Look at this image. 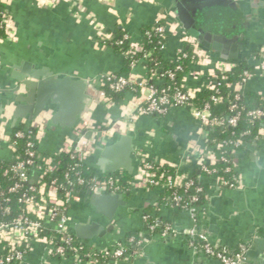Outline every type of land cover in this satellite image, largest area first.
Instances as JSON below:
<instances>
[{
	"label": "crops",
	"instance_id": "1",
	"mask_svg": "<svg viewBox=\"0 0 264 264\" xmlns=\"http://www.w3.org/2000/svg\"><path fill=\"white\" fill-rule=\"evenodd\" d=\"M253 1L256 7L252 6V1H237L249 23L244 53L249 51L248 46L251 51L256 50L258 45L264 48V0ZM4 2L13 17L17 35L15 40L0 45V131L11 134L20 125L32 122L29 116L15 118L21 102L11 100L15 95L26 92L23 85L16 90L18 82L13 73L18 70L17 66L24 67L30 63L32 70L48 68L53 73L74 75L91 84L87 88L90 99L80 120L92 119L101 130L112 134L107 144L98 142L97 149L86 163L100 174L104 173L98 163L100 148L115 142L121 135L130 134L134 137L133 172L138 165L137 150H144L156 159L181 163L191 148L204 146L200 123L188 109L176 107L165 116L142 115L131 121L125 111L136 110L138 100H134V93L128 92L119 103L108 105L104 101L106 94L100 89V77L106 73L119 72L124 59L122 53L100 42L101 34L111 35L117 29H122L132 40L141 41L143 27L153 25L165 16L169 32L164 56L170 61L176 59L179 49L183 47V27L160 1L56 0L48 7L37 0ZM244 53L240 51L242 61L246 60L252 66L259 62L261 52L249 57H245ZM209 54L213 61L222 59L216 53ZM211 67L191 63L184 75L185 85L194 89L204 88ZM132 76L137 80L145 78L147 68L142 64L137 65L133 68ZM152 79L161 82L158 77ZM244 91L264 95V72L257 73L244 87ZM73 129L49 122L46 134L40 140L39 150L45 155H54L65 137L74 135ZM12 154L9 145L0 139V159H10ZM234 162L240 176V187L228 189L221 186L217 193L216 185L207 184L208 201L201 229L217 247H225L229 251H235L241 242L250 243L247 264H264V140L255 141L237 151ZM157 188L134 189L124 195L127 204L118 208L111 221L98 213L89 200L80 196L70 209L72 231L75 234L76 223L91 218L101 219L104 227L113 224L112 232L88 240L105 245L128 232L146 231L143 215L158 201ZM157 214L173 226L184 228L190 225L188 215L176 206L157 210ZM189 248L185 237L183 240L171 238L166 242L165 238L154 235L149 236L142 257L101 263L190 264L192 254ZM199 255L197 252L195 257ZM45 261L48 264H74L71 258L49 257L45 245L35 243L27 264H43ZM211 264L219 263L214 261Z\"/></svg>",
	"mask_w": 264,
	"mask_h": 264
},
{
	"label": "built area",
	"instance_id": "2",
	"mask_svg": "<svg viewBox=\"0 0 264 264\" xmlns=\"http://www.w3.org/2000/svg\"><path fill=\"white\" fill-rule=\"evenodd\" d=\"M37 1L43 6L48 7L56 0ZM162 20H166L165 16L160 17L154 24H156L155 31L164 40L160 47V50L164 52L167 47L169 29L166 21L163 24L160 23ZM1 29L4 31V36L0 35V45L5 41L16 39L17 30L9 11L8 13L0 12ZM181 41L183 44L187 43L192 47L193 58L196 59L198 64L212 66L207 73L208 81L202 89H194L186 86L184 82L185 76H183L182 85L180 86L173 88L169 86L160 87L149 82V78L158 77L157 72H152L149 76L148 70L147 76L140 80H137L134 76L117 77L113 72L106 73L100 77V85H104V77H108V80H111L110 87L115 91H123L130 85L139 88L140 94L137 96L134 95V100H138L136 110L134 112L125 111L131 121L142 115L157 114L165 116L173 108L184 107L200 123V132L204 140V146H194L191 148L181 163L169 161L175 169L162 173L161 176L165 179L162 184H160L159 177L155 176L153 164L151 163L153 157L144 150H137L138 165L137 169L132 173V179L130 180L133 186L132 189H151L162 185L163 187L173 189V192L170 201L158 200L154 203V213L143 215L144 221L151 220V222L147 225L146 231H141L138 237L132 235L128 238V241L134 245V249L129 252L125 243L117 242V240L108 245L81 238L75 240V234L72 231L73 220L70 215V209L73 203L79 200L80 191H86L91 194L122 193L121 170H118L119 172L116 175L108 176L107 178H87L78 168L80 165L87 163V160L97 149L99 141L101 145H105L107 144V139L112 136L110 131L101 130L92 119L88 118L79 121L73 129L74 135L66 136L62 146L56 152L67 153L75 160L74 166L66 173V177L69 178V183L75 184L76 186L85 185L88 188L77 189L74 192L64 194L61 192V187L57 180L54 179L48 187V194L41 195L40 200L36 199L34 195L23 193L20 201L25 205L26 214H20L16 220L10 223L4 219L5 214L11 211L10 207L0 203V240L7 241L11 245L9 252H0V264L28 263L29 254L33 251L35 243L44 244L49 257L71 258L74 264L83 262L86 264L101 262L115 263L130 258H140L143 256V247L149 242V236L159 235L162 238L169 235L176 236L177 232L174 226L163 219L162 216L157 215V210H162L170 206H176L188 215L190 225L184 227L182 233L187 240L188 246L192 250L196 253H204L219 261L220 264H247V252L250 243L241 242L235 251H229L225 247H217L209 242L206 233L201 229L206 212V204L203 205L201 203V195L204 192V188L198 185L189 174L195 169H199L207 176L216 178L222 187L228 189H238L240 187L241 181L239 174H235L229 179L217 176V169L213 166L215 161L213 150L207 144V129L223 125L235 126L238 123L240 112L237 109L238 101L242 96L241 92L244 91V87L257 73L264 72V48L261 51L259 62L252 66V69L245 70L240 75L239 80L229 83V86L235 91V100L230 105V110L233 114L223 117L214 115L212 111L213 105L220 101V97L216 93L211 94L209 99L201 105L195 104L193 99L198 90H213L215 87L224 84L227 81V76L218 78L217 74L233 75L235 73V64L223 59L213 61L209 52L203 50L185 29H183ZM130 46L136 51L142 49L141 41L131 39ZM127 53H123V56L125 57ZM181 54L186 56L183 47L179 49L176 59H174L175 68L179 70H183V65L180 63ZM148 58L149 53H146L143 59L146 61ZM137 65L136 62L132 64L133 68ZM167 77L172 79L175 77V74L173 72H167ZM104 101L108 105L113 104V101L106 95ZM249 115L255 120L262 121L263 127L258 130L257 139L264 140V109H253L249 112ZM51 116L52 111H42L31 123L24 125L26 127L25 131L29 132L31 128H36V138L40 141L46 134V126L50 122ZM87 130H93L94 132L89 136L86 134ZM25 131L19 129L13 131L11 134L0 131V139L7 143L14 153L16 148L14 144L10 143V138L11 136L21 138L25 135ZM239 144L240 142H235L236 147ZM28 146L30 149L24 154L23 158L20 155L13 156L16 163L12 166L11 172L15 174L17 181L10 186L9 192L18 191L22 186V182L27 181L30 177L29 171L34 166L37 149H35V143L33 141H28ZM220 146V144H216V147ZM45 157L44 163L35 169L32 174V181H42L47 173H54L58 168L59 162L53 159V155H45ZM222 159L226 160L224 157ZM8 172V170L5 171V173ZM35 175L37 176L36 180L34 179ZM70 177L72 178L70 179ZM30 189L35 190V187L32 186ZM190 191H193V193L186 198L187 193ZM4 199L9 200L8 197ZM43 228L53 230L58 236V241H55L53 237L46 238L41 236ZM75 241H78L77 243L80 245H76ZM24 243H27L26 248H23ZM84 244L90 247L89 251H82L85 246ZM69 250L71 252L68 254ZM43 264H48V261H45Z\"/></svg>",
	"mask_w": 264,
	"mask_h": 264
},
{
	"label": "trees",
	"instance_id": "3",
	"mask_svg": "<svg viewBox=\"0 0 264 264\" xmlns=\"http://www.w3.org/2000/svg\"><path fill=\"white\" fill-rule=\"evenodd\" d=\"M0 12H7V8L5 2L0 0ZM242 13L228 14L222 17L213 18L210 21L212 27H220L223 31L228 32L229 34L239 32L246 28V26L242 25V22L245 21L244 18H241ZM161 24L165 23L164 20L160 21ZM156 24L148 25L143 27L142 29V38L141 50H134L130 46L131 38L128 33L123 31L122 29H117L116 32L111 35L106 33L99 37V40L102 44L113 47L120 53H127V55L123 59L122 68L119 72H113L117 77H130L132 76L133 71V63H137L138 65H144L148 72L149 76L152 72H157L158 78L161 79L160 83L155 82L153 79L149 78V82L156 84L160 87H175L182 85V79L184 74L187 72L191 63H195L196 59L193 58V50L192 47L184 43L183 49L186 56L180 55V63L183 65V70H179L175 68V62L167 60L164 56V52L160 50L161 43L164 41L162 36L155 31ZM0 35L4 36V31L0 30ZM127 36V37H126ZM121 42V43H120ZM146 53H149L148 60H144L143 57ZM235 73L233 75L230 74H217L218 78L222 76H227V81L215 87L213 90H198L196 92V96L193 99L195 104L201 105L204 101L208 100L210 95L216 93L220 97V101L213 105L212 111L214 115L227 117L233 114L230 110V105L234 102L235 91L229 86L230 82H235L239 80L240 75L247 69H252V65L248 61H242L239 64H235ZM167 72H173L175 74L174 78L167 77ZM162 75V76H161ZM111 80H108V77H104V85H100V89L104 91V93L113 101V103H119L128 92H133L134 95H139V88L134 85H130L126 87L123 91H115L110 87ZM241 99L238 101V111L240 112V119L235 126H220L215 128H208V146L212 147V152L214 156V164L213 166L217 169V176L223 177L226 179L231 178L235 174H239L236 166H235V153L242 149H245L249 144L258 141V130L263 127V123L260 120L253 119L249 112L253 109L261 108L264 109V95L260 92H241ZM151 116L160 117V115L153 114ZM23 129L25 131L26 127L24 125H20L15 128L14 131ZM26 132V131H25ZM37 129L31 128L29 132H26L25 135L21 138H16L11 136L10 143L14 144L16 151L12 154L10 159H0V203L2 205H7L10 207V212L5 214L4 219L7 222H13L18 218L20 214H26V208L24 203L20 201V198L23 193L28 195H34L36 199L40 200L41 195L48 194V187L52 180L56 179L58 184L61 187L62 193H70L74 192L77 189H86L87 186H76L75 184L69 183V178L66 177V173L71 170V168L75 164V160L70 157L67 153H55L53 155V159L59 162L58 168L54 171V173H47L42 181H32V174L35 169L41 166L45 161V154L39 150L40 141L36 138ZM87 135H92V131H87ZM28 141H33L35 143V149H37V155L34 159V166L30 168L29 171V179L27 181L22 182V186L18 191L9 192L10 186L17 181V177L15 174L11 172L12 166L16 163L13 156L20 155L22 158L24 154L30 149L28 146ZM240 142L239 146H235V142ZM216 144H220V147H216ZM222 157L226 158L222 159ZM193 159V158H192ZM151 163L153 164L155 176L159 177L160 184H162L165 179L162 177V173L173 171L175 168L168 160L156 159L152 158ZM81 170V173L87 177H98V178H107L108 176H114L119 171L113 172H104L98 173L88 164H83L78 167ZM8 170V173L5 171ZM132 173L127 171L121 172V185H122V193L124 195H128L133 190V186L130 183L132 179ZM194 178L195 182L198 185L203 186L204 192L201 195V203L206 204L208 201V185L201 181V176H207L203 171L199 169H195L193 172L189 174ZM73 177V176H72ZM70 177V179L72 178ZM74 178V177H73ZM35 187V190H31L30 187ZM158 200L159 201H170L172 197L173 189H169L163 187L162 185L158 186ZM193 193L190 191L187 193L188 195ZM4 196V197H2ZM9 198V200H5L4 198ZM1 210V209H0ZM148 211L145 214H153L155 209L154 207H150L147 209ZM159 215V214H157ZM151 222V220L145 221V225ZM140 231L128 232L124 236L117 239V242L125 243L128 247L129 252L134 249V245L128 241V238L132 235L138 237ZM41 236L46 238H51L55 241H58V236L55 234L53 230L48 228H43L41 231ZM75 240H78V237L74 235ZM78 242V241H77ZM76 245H80L79 243ZM27 243H24V247L26 248ZM84 249L82 251H89L90 247L84 244ZM144 248V247H143ZM11 250V245L7 241L0 240V252L7 253ZM71 250L68 251V254ZM57 259H62L61 257H55Z\"/></svg>",
	"mask_w": 264,
	"mask_h": 264
},
{
	"label": "water",
	"instance_id": "4",
	"mask_svg": "<svg viewBox=\"0 0 264 264\" xmlns=\"http://www.w3.org/2000/svg\"><path fill=\"white\" fill-rule=\"evenodd\" d=\"M168 8L175 16L177 22L193 37L199 46L210 53L218 54L222 59L239 64L242 62V55L246 50V33L230 35L220 27H212L210 21L216 17L228 14L242 13L243 8L235 0H158ZM252 6L256 7L253 0ZM263 4V3H262ZM249 50V51H248ZM244 53L245 57L258 55L262 51V45L251 51ZM18 70L13 73V77L18 82V87L25 86L26 92L15 95L11 100L21 102L15 112V118L26 117L33 121L42 111H52L50 122L65 128H74L80 121L81 114L86 108L90 99L87 88L91 87L86 79L70 75L67 73H53L48 68L32 70L30 63L24 67L17 66ZM134 150L133 135H121L115 142L100 148L99 165L103 172H113L117 170L133 172L132 153ZM37 179V176H34ZM201 181L205 184L216 185V192L219 193L221 186L214 177L201 176ZM80 196L90 201L96 211L111 221L120 206L126 205L127 201L122 193L91 194L80 191ZM179 209V208H178ZM180 210V209H179ZM113 224L104 227L101 219L91 218L85 222L76 223L74 226L75 235L79 238L89 240L94 237H101L112 232ZM176 236L169 235L165 241L178 237L183 240V228L174 226ZM209 238V237H208ZM212 245L217 244L208 239ZM192 254L190 264H211L214 258L196 252L189 248ZM251 252L248 253L250 255ZM219 264L220 262L217 261ZM19 264H27L22 262ZM103 264V263H95Z\"/></svg>",
	"mask_w": 264,
	"mask_h": 264
},
{
	"label": "flooded vegetation",
	"instance_id": "5",
	"mask_svg": "<svg viewBox=\"0 0 264 264\" xmlns=\"http://www.w3.org/2000/svg\"><path fill=\"white\" fill-rule=\"evenodd\" d=\"M244 15H246V14H244ZM244 15L241 17V18H244V20H245V21L242 22V25L246 26V28L241 30V31H239V32H235V33L230 34L231 36L234 35V34L246 33V31H247V29L249 27V23L247 22V20L245 18L246 16H244ZM226 33H228V32H226Z\"/></svg>",
	"mask_w": 264,
	"mask_h": 264
}]
</instances>
